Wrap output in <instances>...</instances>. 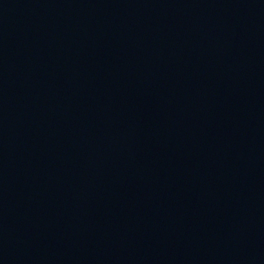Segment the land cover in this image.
<instances>
[{
  "label": "water",
  "instance_id": "1",
  "mask_svg": "<svg viewBox=\"0 0 264 264\" xmlns=\"http://www.w3.org/2000/svg\"><path fill=\"white\" fill-rule=\"evenodd\" d=\"M0 264H264V0H0Z\"/></svg>",
  "mask_w": 264,
  "mask_h": 264
}]
</instances>
